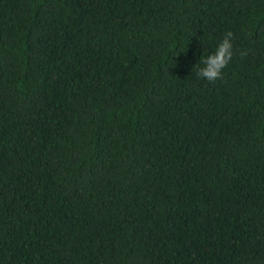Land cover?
Instances as JSON below:
<instances>
[{
    "label": "trees",
    "instance_id": "16d2710c",
    "mask_svg": "<svg viewBox=\"0 0 264 264\" xmlns=\"http://www.w3.org/2000/svg\"><path fill=\"white\" fill-rule=\"evenodd\" d=\"M0 264H264V0H0Z\"/></svg>",
    "mask_w": 264,
    "mask_h": 264
},
{
    "label": "clouds",
    "instance_id": "9594fccd",
    "mask_svg": "<svg viewBox=\"0 0 264 264\" xmlns=\"http://www.w3.org/2000/svg\"><path fill=\"white\" fill-rule=\"evenodd\" d=\"M233 36V32H226L215 52L207 57L203 55L199 64H203L204 67L195 72L198 78L205 79L209 83H215L217 80L223 79V70L228 66L234 55ZM247 54V51H241L240 53L241 56Z\"/></svg>",
    "mask_w": 264,
    "mask_h": 264
}]
</instances>
